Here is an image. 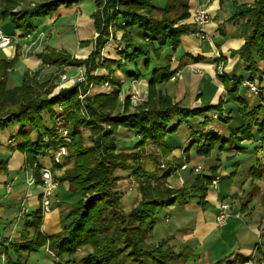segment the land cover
<instances>
[{
    "label": "trees",
    "instance_id": "16d2710c",
    "mask_svg": "<svg viewBox=\"0 0 264 264\" xmlns=\"http://www.w3.org/2000/svg\"><path fill=\"white\" fill-rule=\"evenodd\" d=\"M23 1L0 0V17L8 19L15 30L30 33L33 19L46 17L61 5L85 0H39L32 7H24L15 12L14 9ZM152 1L94 0L95 9L91 14L97 35L93 41L92 55L87 63L92 62L94 70L101 66L110 71V66L116 69L128 66L123 72L125 78L145 77L148 86L147 103L136 112L126 111L125 106L118 111L121 82L111 73L96 76L90 74L91 69H87L85 75L90 83L102 85L107 82L111 85L113 90L110 94H100L81 101L78 99L80 86L70 85L55 93L48 92L44 93L45 96L38 97L40 91L52 88L49 81L40 84L35 81L40 70L32 75L27 73L19 88L8 89L7 69L13 67L17 58L8 62L0 60V131L9 129L7 127L10 125L13 126L11 144H15L14 148L24 155L25 169L32 168L35 163L38 171L44 167L41 160L46 157L50 159L49 150L54 148V139L61 123H69L72 144L67 146V155L64 158L73 160L74 166L66 170L61 178H57V183L58 187L59 183H68V192L78 194L80 199L68 208L67 218L72 219L68 230L62 229L58 232L49 245L52 252L58 255L71 250L75 245L90 246L93 251L81 259V264H187L192 257V253L185 249L176 252L167 239H162L158 243H147L146 238L152 233L156 222L155 216L163 207L170 206L176 201L187 203L191 199H197L198 204L203 205L212 177L197 175L189 190L185 188L184 191L175 193L165 191V178L169 176V172H146L141 168L140 158L135 153L116 152L115 136L118 127H126L133 131L138 137L136 145L140 147L144 141L150 144L163 142L188 119L203 116L201 125L208 129L211 122L227 124L232 119L231 116L236 115L240 122L236 127L229 129L228 139L251 141L256 138L264 145V88L259 87L260 104L249 106L247 103L244 104L239 96L235 97L238 104L233 110L234 113L228 110L227 116L223 115L225 102L222 100L213 107L189 109L180 104H169L171 98L157 89V86L172 76L168 62L170 56L162 64L147 71L150 61L152 59L157 61L165 49L173 52L179 46L181 37L191 34L194 29L189 24L178 25L189 16V0H167L163 9L154 7ZM235 10L233 18L243 20L239 35L244 41L235 54L243 63L248 77L243 79L231 76L232 84L226 89L229 94H236L244 81L255 79L261 81L264 77V0H253L251 5H239ZM109 25L114 28L115 33L121 32L118 42L122 48L114 50L121 58L119 60L104 57L101 63L98 62L99 65L94 60V52L96 50L99 54L104 49ZM134 31L138 32L140 42L134 39L132 35ZM112 41L116 42L114 38ZM60 53L62 54L48 51L42 53L39 56L41 67L57 65ZM141 61L142 67L146 70L144 76H141L138 70ZM260 63L263 64L262 68L258 67ZM132 64L134 70L129 68ZM211 111L215 112L216 118L205 115ZM44 113L50 116L49 127L43 121ZM174 118H177L178 122L170 128ZM84 123H87L90 131L97 137L91 142V146L78 150V146L76 147L79 141L78 129ZM187 141L190 142L189 147H195L197 154L204 155L215 148H221L225 139L212 131L191 135ZM60 165L52 166L61 167ZM258 165L263 167L264 173V162H258ZM118 169L130 174L134 179L138 185V195L136 192L133 207L127 214L110 217L108 210L116 207L119 201V196L115 194L113 188L116 180L111 176ZM38 171L34 174L36 184ZM6 174L7 166L0 160V176ZM92 192L95 194L86 199V194ZM240 210L242 211L241 208ZM27 216L29 218L27 228H32L34 235L30 236L29 240L11 244L16 252L36 251L45 246V240L39 231L42 222L39 207L32 213L29 212ZM2 241L9 245L7 239ZM1 243L0 241V247L3 246ZM6 249L4 251L0 248V264H20L18 261L10 260L7 255L4 258V254H7ZM222 262L224 261L218 264ZM225 264H228V261Z\"/></svg>",
    "mask_w": 264,
    "mask_h": 264
},
{
    "label": "crops",
    "instance_id": "0c3cea01",
    "mask_svg": "<svg viewBox=\"0 0 264 264\" xmlns=\"http://www.w3.org/2000/svg\"><path fill=\"white\" fill-rule=\"evenodd\" d=\"M166 1L167 0H153L152 5L157 9H163ZM83 2H91L93 5L94 0L61 5L50 15L44 18L33 19L31 21L32 31L28 34L15 30L13 25L8 22L7 19L0 17L2 22L0 27H3V32L12 38V43L7 48H4L5 59H1L0 57V60L8 62L16 57L17 60L15 64L16 66L21 67L19 73L18 71L14 73L15 68L11 70L9 69L6 78V87L8 89H16L22 85L25 80L23 77L24 72H28L29 75H32L40 70L35 81L39 84L46 82L48 76L55 70L53 66L46 65L41 67V59L39 56L47 51H64L72 58H88L93 51V41L95 40L97 33L94 29L93 19L90 15L92 13H89V15L87 13L85 17L82 16L83 13L80 9V5ZM252 3L253 0H205V2H203V0H189V16L178 24L181 25L187 23L191 25V10L198 6L204 7L211 16V22L205 28V32L209 39L200 41L195 37V39H191L189 34L182 36L179 46L174 50L176 56L174 54L171 55L173 61L169 70L172 74L171 78L175 76V79L171 80L170 78L168 81L157 86V89L163 94L169 95L174 102L189 109L213 107L218 104V100L227 101V103H233L236 106L237 104H235L236 101L234 100L235 97L238 96L240 100L247 102L249 106L260 104V99L258 97H253L252 95V97L248 98L244 95L245 91L242 94V91L245 89L242 85L239 87L236 94H229L226 91V89L230 87V84H232L231 76L242 77L243 79H247L248 77L243 63L239 59V56L235 54L244 43L243 38L239 35L240 26L241 23H243V20L240 18L234 19L233 16L236 11V6H249ZM94 8L95 7H93V11ZM74 30L77 40L75 46L60 47L61 45L59 41L64 37L63 35ZM36 31H40V33L34 40L33 35ZM191 34H193V32ZM132 35L136 41H141L138 32L134 31ZM120 36L121 32L117 31V39ZM106 50V58L114 57V50H111L110 48H107ZM155 63L154 68L161 64L160 61ZM258 67L262 68L263 64H258ZM110 68L111 71H114V77L121 82V85L123 82H126L129 87L133 79L125 78L124 73L116 71L118 69L115 67ZM67 69H73L74 74L78 71V68L74 67H69ZM176 73H178L177 76L175 75ZM224 74V78H226L227 81H224L223 83L220 79V75ZM93 75L103 76L107 74L105 70L99 68L93 73ZM16 78H21V80L17 81ZM140 80L146 82L145 77L144 79L140 78ZM67 87H69V85L63 88ZM105 88L106 87L101 86L100 89H102V91L100 90L96 92L94 90L92 93L103 94L105 93ZM260 88H264V77H262V80L260 81ZM245 99L251 100L246 101ZM223 109H225L226 113L228 110H234L231 105L228 108L224 106ZM205 115L211 117L215 115V112L211 111ZM212 123L213 122H211V124ZM5 130H7V137H5L7 140L6 145L0 143V160L5 162L7 166V174L0 176V189L5 193V195L0 198V217L2 219L0 224H2L1 226L10 229V237L16 234L19 235L23 241L25 240L24 232L27 227L24 225V222H17L18 220L16 218L20 203L24 201V199L26 202V199L30 196V188H26L28 192L25 195V198L22 199L19 197L22 194H20V192L24 187L23 184H25L23 177L24 157L14 148L15 144H11L10 136L12 134H9V129ZM118 135L120 134L118 133ZM123 137L124 136H118L116 145L123 144ZM133 138H131L132 142L125 140L127 143H125L123 147L120 146V149H128L129 147H132L137 140ZM118 141L120 143H118ZM187 143L188 141L184 145L183 150L188 147L190 149V154L193 151H196L195 147H189L190 144L187 146ZM160 146L171 150V148L165 146V140L160 143ZM44 167L50 168V166L46 165ZM185 168L186 166L181 168V171ZM231 178L229 180L227 179L228 189L226 190L228 192V197H231L237 190V181H235L234 177ZM172 180L173 182H171V179H168V182L169 184H172V187L176 188H180L182 184L185 183V181L177 174ZM189 181L190 184H192L193 178ZM6 184H10V194L6 193ZM35 186L40 195V188L37 185ZM209 187L205 193L203 205L198 204L197 199H191L187 203L177 201L166 207L164 221L171 226L166 234L163 235V239H167L176 252L185 249V251L192 253V257L187 261V264H218V262L221 261L224 262L220 264H225L226 261H228V264H244V262L253 254H255L257 258L264 259V245L261 246L256 244L254 247H250L251 243H245L243 241L238 242V240L235 239L237 234L233 235V226L236 221H241V219L247 214L242 212L238 205L237 211H232L231 208L233 201L229 203L230 211L225 221V225L218 226L215 223L219 203L227 201L219 196L216 188ZM56 191L53 195L51 204L53 202L58 204ZM60 209L61 208H59V210ZM27 211L28 213L30 212L28 209ZM185 215H187V217H185ZM27 219L29 220V218ZM27 219L25 220V224L28 223ZM10 237L7 239L8 241ZM232 237L235 240L230 243L233 244V242H235L234 247L228 243L229 247L226 248L225 245L227 244V240H231ZM17 239L18 238H16V240ZM205 242H209V244L205 246ZM8 246L9 245L5 243V247ZM231 248L235 251L229 253Z\"/></svg>",
    "mask_w": 264,
    "mask_h": 264
},
{
    "label": "rangeland",
    "instance_id": "374dc122",
    "mask_svg": "<svg viewBox=\"0 0 264 264\" xmlns=\"http://www.w3.org/2000/svg\"><path fill=\"white\" fill-rule=\"evenodd\" d=\"M39 0H24L22 4L17 6L14 11H19L23 9L24 7H32L34 3H37ZM86 1V0H85ZM205 2V0H203ZM93 7L94 3L92 5L91 2H83L80 5V9L82 11V16L85 17L88 13H93ZM95 9V8H94ZM93 11V12H92ZM91 15V14H90ZM9 22V20L7 19ZM0 24H2L0 19ZM187 24V23H184ZM181 24V25H184ZM179 25V24H178ZM82 27V26H81ZM3 28V27H2ZM4 30V29H3ZM108 36L105 37L107 39V47H105V51H100L99 54L95 50V59L96 64H99L98 62L102 61V58L106 57L107 55V48H110L111 50H115L114 46L115 43L111 41L113 38L116 40V42L120 41V38L117 39V33L114 30V28L109 25L107 28ZM40 31H36L33 35V39L35 40L39 36ZM28 34V33H24ZM192 38H194L193 34H189ZM64 36V37H63ZM62 39L59 41L60 47L64 48L66 46L72 47L75 46L77 43L76 40V34L74 31H69L67 34L63 35ZM116 37V38H115ZM195 39V38H194ZM20 45V44H19ZM70 49V48H69ZM62 54H59L57 65H54L53 68L55 69L51 75L48 76L47 81L51 85L50 90L46 91H40L38 93V97L45 96L44 93L50 92L55 93L59 89L66 87L69 85L68 82L61 81V76L65 75L67 78H73L76 75H86V70L91 69V73L93 75L96 70L92 68V62H88L89 58L91 57L92 53L88 56V58L80 59L79 57H71L66 52L61 51ZM103 54V55H102ZM113 58L119 59L121 58L120 55H117L115 51L113 52ZM174 54L176 56V53L171 52L170 49H165V51L161 52V55L157 61L155 59H152L150 61V64L148 66V70L150 71L154 68L155 62H161V64L165 61V59L170 56L169 66H171V63L173 61V58H171V55ZM17 56V54H16ZM0 57L1 59H5L4 55V49H0ZM63 61H60V60ZM120 60V59H119ZM82 62L77 63V62ZM86 63V64H85ZM139 72H141V76H144L146 73V70L142 67V61L139 62ZM89 64V65H88ZM100 65V64H99ZM134 64L130 65L129 68L131 70L133 69ZM52 66V65H51ZM69 67L78 68V71L76 74H74L73 69H67ZM112 67V66H110ZM109 67V68H110ZM126 67V68H125ZM122 67L116 71L118 72H124V69L126 71L128 66ZM15 68L14 73L18 71V73L21 70V67L13 65L11 69ZM102 70H105L106 74L111 73L112 76L115 75L114 71H110L108 69L100 67ZM10 69V70H11ZM99 69V68H98ZM9 73V69H7ZM80 71V72H79ZM28 72H24L23 77L27 75ZM104 74V73H103ZM117 74V73H116ZM8 75V74H7ZM224 75H220L221 81L226 82V78H224ZM85 82L79 85L80 87V93L78 94V97L81 101L88 97H93L100 94H93L94 90L102 91L100 89L102 85H97L94 82L90 83L87 81L86 77ZM17 81H20L21 78H16ZM258 87H260V81L258 79H255ZM46 81V82H47ZM243 86V85H242ZM104 87V86H103ZM99 88V89H98ZM245 88V87H244ZM105 93L103 94H110L113 90V87L111 85H108L104 89ZM120 92L118 94V101H119V108L118 111L122 110L123 106H125L126 111L132 113L136 112L139 109H142L146 103H147V93H148V86L147 82L144 80H140V78H135L131 81V84L127 85V83L123 82L121 85V89H119ZM242 91V90H241ZM245 91V92H244ZM244 92V95H246L248 98L252 97L251 94H249L246 91V88L242 91V94ZM137 93L140 98L141 102L137 103L134 100H132L130 97L132 94ZM227 94V93H226ZM170 97L169 95H167ZM253 97L259 98V93L257 95H253ZM171 98V97H170ZM246 101H250L251 99H245ZM219 101V100H218ZM236 101V99L234 100ZM242 101V100H241ZM223 104V107L226 108L233 106L234 110L236 106L232 103H227V101ZM247 102H244L246 104ZM169 104H179L177 102H174L171 100ZM235 104H238L236 101ZM167 105V103H165ZM227 116V113L225 109H223V115ZM232 119L229 121V123L224 124L222 122L219 123H212L208 129H204L201 125V121L203 120V116L195 117L192 119H188L186 122L181 123L177 130L174 133H171L169 136L165 138V146H168L171 148V150H168L166 148H163L159 144H150L148 141H144L142 143V146L138 147L136 143L129 147L128 149H120V146H124L125 140L131 141V138L138 139L137 135L131 131L130 129L126 127H118L116 129V136L115 139L117 140L118 136H124L123 137V144H117V153H135L137 157L140 159V166L141 168L146 172L151 173H159V172H169V176L165 178V191H171V192H180L181 190H185L190 188L191 184L190 181L192 178L193 180L196 178L197 175H206L211 176V181L216 180L217 186L216 191L219 193V196L224 198L227 203L229 204L232 202V208L231 210L236 212L238 207L242 209V212H245L247 215L241 219V221H236L232 229L233 235L235 236V239L238 240V242H248L251 243L250 247H254L256 244L263 246L264 245V173H263V167L258 165V162H264V145L260 143L256 138H254L251 141H234L228 139V133L230 128H234L238 125L240 120L237 118L236 115L231 116ZM43 121L49 127L51 124L50 116L47 113L43 114ZM86 119L87 116H85ZM212 118H216L215 115L212 116ZM236 118V120H235ZM178 122L177 118L172 119L170 123V128L175 126ZM71 126V125H70ZM9 128V134H13L14 129L13 126L7 127ZM216 132L219 134L220 137L225 139L224 145L221 146V148H215L212 151H210L208 154L199 155L196 151H193L191 154L189 153V148L186 147L184 149V145L186 144L189 136L194 134H202L207 132ZM7 130L0 131V143L3 145H6L5 137H7ZM79 132V138L78 142L76 143V147L78 146V150L87 148L91 146V142H93L97 135L93 134L87 123H84V125L80 126L78 129ZM118 133L120 135H118ZM77 140V137H76ZM132 142V141H131ZM118 143H120L118 141ZM72 144H69V146ZM140 145V144H139ZM187 146H189V143H187ZM262 147V149H260ZM174 149V150H173ZM23 155V154H22ZM24 157V155H23ZM25 161V159H24ZM65 161V163L62 164V162ZM190 161V162H189ZM60 163L61 167H54L52 166L51 160L46 157L41 160V163L45 166H50V170L52 172L53 178L57 181V178H61L66 170L72 168L74 166L73 160H68V158H64ZM36 163L32 165V168L25 169L23 164V171H32L35 174V171H38V167H35ZM184 170L181 171V168L185 167ZM253 166V167H251ZM197 167V168H193ZM251 167V168H250ZM261 167V168H260ZM195 169L198 170V172H195ZM39 174V171H38ZM176 174L182 178V180L185 181V183L182 184L180 188L172 187V184L168 182V179H171V182H173L174 176ZM112 177L115 178V183L113 185V188L115 189V194L119 196L118 205L116 207L110 208L108 210V215L110 217H120L122 214H127L133 207V203L135 201V196L137 192L138 185L134 181V179L130 176V174L126 172H122L121 170H115L112 175ZM172 176V177H171ZM23 177H25L23 173ZM231 177H234L236 184H237V190L236 192L231 196L228 197L227 188V179L229 180ZM232 179V178H231ZM22 180V179H20ZM234 181V182H235ZM219 182V185H218ZM211 183V182H210ZM24 187L22 188V191L20 192V196L22 199L25 198V195L27 194V187L26 184H23ZM7 186H10V184L5 185V190L7 194H10L9 190L7 191ZM209 188H212L211 185H209ZM58 187V186H57ZM68 183H59L58 190L56 191L58 204L56 202L50 203V212L42 215V222L41 227L39 229L43 239L45 240V246L38 248L36 251L26 252L25 250H19L16 252L13 248V245L18 242H22V239L19 235L14 234L10 237V229L6 228L4 226H1L0 224V241L3 244L2 247L5 251L6 247L4 246L5 241H2L3 239H9V246L6 249L7 254H4L6 258L7 257L12 260L13 262H19L20 264H81L80 261L83 257H85L88 254L92 253V248L90 246H82L75 245L74 248L71 250H67L66 252L63 251L64 254L58 255L55 252H52L50 249V243L54 240L55 235L60 232L62 229L68 230L70 227L69 223L72 220L71 218H67V213L69 211V207L77 203L80 199L79 195L76 193L68 192ZM30 196L26 199V202L24 203L25 207L32 213L33 211L37 210L39 207V191L36 188V186L31 187L29 190ZM95 194L94 192L86 194L85 198L89 199L92 197V195ZM5 195L4 191L0 189V198ZM138 195V192H137ZM7 197V196H5ZM4 197V198H5ZM53 197L51 198L52 202ZM54 201V200H53ZM177 202V201H176ZM175 202V203H176ZM230 205V204H229ZM238 205V207H237ZM167 206L163 207L158 211V213L155 216V226L152 233H150L147 238V243H158L163 239V235L166 234V232L169 230V225L167 222H165V209ZM59 208H61L59 210ZM210 210V208H209ZM208 210V211H209ZM19 211V210H18ZM209 213V212H208ZM28 214V212H27ZM27 214H24L23 216H19L17 212V222H24V225L27 227V224H25V220L28 218ZM70 214V213H69ZM210 214V213H209ZM187 217V215H185ZM2 221L0 217V222ZM172 222V221H171ZM235 231V232H234ZM34 235L33 229H29V227L24 232V238L26 240L30 239V236ZM16 238H18L16 240ZM233 237L231 240H227V244L225 245L226 248L229 247L228 243L235 240ZM209 242H205V246H207ZM49 245V246H48ZM171 245V244H169ZM232 247H234L235 242L233 244L230 243ZM235 250H232L233 252ZM254 257H256L255 254H253ZM252 255V256H253ZM228 256V254H227ZM251 257V256H250ZM249 257V258H250ZM257 258V257H256Z\"/></svg>",
    "mask_w": 264,
    "mask_h": 264
},
{
    "label": "built area",
    "instance_id": "2783aa9c",
    "mask_svg": "<svg viewBox=\"0 0 264 264\" xmlns=\"http://www.w3.org/2000/svg\"><path fill=\"white\" fill-rule=\"evenodd\" d=\"M231 1V0H229ZM190 22L193 26V35L196 39L203 41L208 40L209 37L205 32L206 26L211 22V16L207 12V10L204 7L198 6L191 10L190 12ZM112 41V40H111ZM12 43V38H10L8 35H6L2 28L0 27V49L7 48ZM115 43L114 49L120 50L122 48L121 44L119 42H113ZM107 41L105 43L104 49L101 50L105 51V47H107ZM103 55V54H102ZM219 58V56H218ZM96 61V60H95ZM176 76L178 73L175 74ZM85 76L82 75V73L78 76H74L73 78H67L65 75L61 76V81L68 82L70 85H81L85 82ZM175 76L171 78V80H174ZM104 87L108 86V83H103ZM243 86L246 88L247 92L251 95H257L259 93V87L255 80H247L243 82ZM132 100H134L137 103L141 102V98L137 93H134L130 97ZM79 99V97H78ZM81 99V98H80ZM79 99V100H80ZM82 115L85 117V114L82 113ZM71 142V137L69 135V123H61L58 134L54 139V148L49 150L51 152L50 160L52 164H60L64 157L67 155V146ZM35 167H38L35 165ZM195 172H198L197 169H195ZM25 177H24V183L26 184V187L29 189L35 185H37L40 188V195H39V209L41 212V215H45L50 212V203L51 198L53 197L55 191L57 190L58 183L53 178L52 172L50 168L43 167L39 168V174H38V184H36V178L32 171H23ZM212 188H215L217 186V181L212 180L210 183ZM10 192V186H7V191ZM24 201H22L18 208V215L23 216L24 214H27V208L24 205ZM230 211V205L227 202H220L218 205V213L215 217V223L218 226H224L225 221L228 217ZM244 264H264L263 258H256L251 256Z\"/></svg>",
    "mask_w": 264,
    "mask_h": 264
}]
</instances>
